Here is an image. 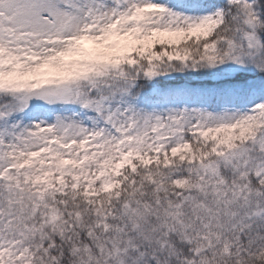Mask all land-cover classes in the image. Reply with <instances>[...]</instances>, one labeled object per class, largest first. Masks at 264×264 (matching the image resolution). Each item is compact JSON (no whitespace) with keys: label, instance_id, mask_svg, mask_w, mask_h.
Listing matches in <instances>:
<instances>
[{"label":"snow or ice","instance_id":"6c2138e0","mask_svg":"<svg viewBox=\"0 0 264 264\" xmlns=\"http://www.w3.org/2000/svg\"><path fill=\"white\" fill-rule=\"evenodd\" d=\"M0 264H264V0H0Z\"/></svg>","mask_w":264,"mask_h":264}]
</instances>
